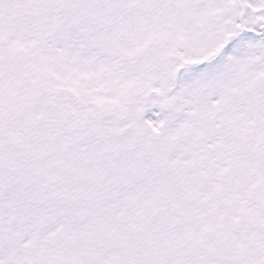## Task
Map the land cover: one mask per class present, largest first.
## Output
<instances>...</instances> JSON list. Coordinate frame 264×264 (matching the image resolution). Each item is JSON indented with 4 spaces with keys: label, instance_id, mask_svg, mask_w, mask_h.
Listing matches in <instances>:
<instances>
[{
    "label": "snow or ice",
    "instance_id": "snow-or-ice-1",
    "mask_svg": "<svg viewBox=\"0 0 264 264\" xmlns=\"http://www.w3.org/2000/svg\"><path fill=\"white\" fill-rule=\"evenodd\" d=\"M0 264H264V0H0Z\"/></svg>",
    "mask_w": 264,
    "mask_h": 264
}]
</instances>
